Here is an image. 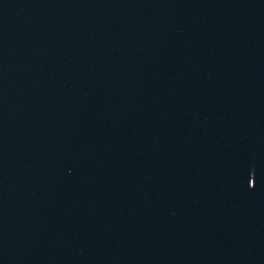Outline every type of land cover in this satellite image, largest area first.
I'll return each mask as SVG.
<instances>
[{
  "label": "water",
  "instance_id": "95a60500",
  "mask_svg": "<svg viewBox=\"0 0 264 264\" xmlns=\"http://www.w3.org/2000/svg\"><path fill=\"white\" fill-rule=\"evenodd\" d=\"M0 264H264V0H0Z\"/></svg>",
  "mask_w": 264,
  "mask_h": 264
}]
</instances>
